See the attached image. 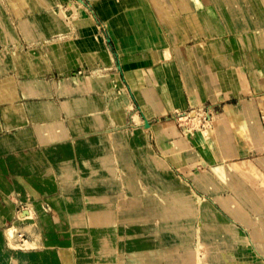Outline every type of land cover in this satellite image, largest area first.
<instances>
[{"label": "crops", "instance_id": "obj_1", "mask_svg": "<svg viewBox=\"0 0 264 264\" xmlns=\"http://www.w3.org/2000/svg\"><path fill=\"white\" fill-rule=\"evenodd\" d=\"M197 109L208 140L174 120ZM136 152L198 202L187 242L126 262L264 264V0H0V264H74L53 232L158 225L161 194L126 195ZM107 205L114 226L90 225ZM32 225L37 244L11 249Z\"/></svg>", "mask_w": 264, "mask_h": 264}, {"label": "rangeland", "instance_id": "obj_2", "mask_svg": "<svg viewBox=\"0 0 264 264\" xmlns=\"http://www.w3.org/2000/svg\"><path fill=\"white\" fill-rule=\"evenodd\" d=\"M78 1V0H77ZM80 6V5H79ZM84 7L87 6V4L83 5ZM88 10L89 7L87 8ZM88 14V13H87ZM100 25H102L104 28V30H106L105 26L100 22ZM193 111L190 113L189 111L187 113H184L182 115H186L189 114V117L191 118ZM198 114V112H197ZM189 117L186 120H181L179 122H176V124L178 125V127H182L184 129H187L188 131H197L198 128L201 127V125L204 127L202 129H205L206 131H208V129H211L212 124L214 122V120L212 119V122L209 124L210 126H206L204 124V122L202 121V118H198V120L196 121H190ZM167 120H171V118L167 119ZM166 121V120H164ZM202 121V122H201ZM134 124L129 123V125H127V129L128 130L126 132V135L130 136V138H132V142H133V137H135V139L138 141L140 140L141 136H140V132L138 134H131L132 131L134 129H132V127ZM145 127L148 128L149 125L145 124ZM145 134V132H142ZM152 139L150 138L148 135L146 137V143L145 146L149 147L152 146ZM132 146L135 145V143H131ZM133 151L132 155H134ZM136 154V160H134V164L131 165V169L132 171H126V177H130L134 180V177H136V182L138 183L137 185L141 186V188L143 189L142 191H135L136 193L133 192V194H130L128 191V188L126 187V195L127 196H134V195H138V194H142V193H149L151 194L149 191L145 192V182L148 181L149 174H152L151 172V168L149 167L150 165L147 164L145 165V163L142 161L143 158H147L145 157L144 154L143 157L141 156V154L139 153H135ZM150 168V169H149ZM167 173V172H164ZM167 174H171L170 172H168ZM146 175V176H145ZM153 176V175H152ZM147 177V178H146ZM146 178V179H145ZM119 184V183H118ZM143 184V186H142ZM120 185V184H119ZM148 184L147 187L148 188ZM183 187V186H182ZM185 188V187H183ZM134 191V189H133ZM29 203H31L32 201H38V200H43V199H28ZM52 201H57V203L61 202V199L59 198H55V199H51ZM15 201H17V199H15ZM45 200H43L44 202ZM46 204V202H44ZM43 203V205H45ZM19 204V203H18ZM63 206V205H62ZM24 207V208H29L27 205L25 204H19V208ZM46 208H49L48 206L45 205ZM104 207V208H103ZM101 209H99V216L96 217L97 215H94L93 217H89L88 216V220L90 225H96V222H100L103 225H105L106 227H108V225H113L115 224V220H114V213L110 214L111 216H109V218L105 216V211H111L113 212V207L112 205H107V206H103ZM110 209V210H108ZM46 212H48L49 214L52 212V209L50 208L49 210H47ZM65 213V212H64ZM95 213V212H94ZM66 215V213H65ZM104 215V216H103ZM108 215V214H107ZM67 218L70 220L69 215L67 214ZM87 221V217L85 216L84 213L79 214L78 216V229L80 227H82L83 225L86 224ZM108 221H112L113 224H110V222ZM109 223V224H104V223ZM148 225H155L153 223H146L143 225H138V224H134V225H130L126 231H123L121 227H119V233L114 234V233H100V234H93L91 236H89V242L88 244L84 243V244H80L79 239L81 241V238H85L86 237V231L84 230V228L82 230L79 229L78 231H66V236L68 238V240L71 242V245L69 246H65L64 248H66V252L64 254H61L59 252V250L57 249L58 245H55L54 243H57L60 239L57 237H47L45 238L47 245H49L52 250L54 251V256L55 257H60V256H66V255H70L72 246H73V255H74V264H130V262H134V260H128V262H126V257L128 259L131 258H135L136 251H147V250H154L160 247H170L172 248V246L166 245L165 243H167V239H169L168 235L165 234L164 237L160 239V237L158 236H153L152 234H148L147 231H150L149 229H151V231H153L152 228H150ZM42 229V227H40ZM149 228V229H147ZM188 228H190V225L188 226ZM187 227L180 226L178 229L174 230L172 233L176 236H179V234H182V237H178L180 239L181 242H187L189 239L188 237H192V235L194 234L195 231H192L191 228L188 229ZM185 232H189L190 235H183V233ZM74 233H76V235H74ZM100 237V238H99ZM19 238V237H18ZM77 238V239H76ZM21 239H26L25 237H22ZM84 242H86V239H84ZM105 243V244H104ZM104 244V246H103ZM127 244V245H126ZM45 246V245H44ZM179 246V245H178ZM177 245H175L174 247H178ZM48 247V246H47ZM58 247H63L62 245L58 246ZM104 248V250H103ZM57 250V252H56ZM59 252V253H58ZM99 253V254H98ZM72 255V254H71ZM51 257H53L51 255ZM83 258V259H82Z\"/></svg>", "mask_w": 264, "mask_h": 264}, {"label": "bare ground", "instance_id": "obj_3", "mask_svg": "<svg viewBox=\"0 0 264 264\" xmlns=\"http://www.w3.org/2000/svg\"><path fill=\"white\" fill-rule=\"evenodd\" d=\"M61 1H66V0H61ZM81 10V9H80ZM236 12V11H235ZM165 53V52H164ZM168 53V51H167ZM169 54H167L166 56H168ZM170 59V58H169ZM166 60V59H165ZM198 112V114H197ZM206 113L203 112L202 109H197L195 111H193L192 113V117H189V114L186 115H182L179 114L177 116H175L174 120L176 122H179L181 120H186L188 117L190 119V121H196L198 120V118H202V121L204 122L205 117H206ZM209 122L206 123L204 122V124L206 126H210L209 124L212 122V119L209 118ZM201 121V122H202ZM202 125L200 128H198L201 131V134L204 135V137L208 140V134L207 131ZM197 129V130H198ZM146 131V130H144ZM193 131V130H192ZM189 133V132H188ZM146 134V133H145ZM100 135V134H99ZM202 136V135H201ZM203 137V136H202ZM203 137V139H204ZM90 138V137H89ZM92 138V137H91ZM101 139V138H100ZM93 141V139H92ZM102 141V140H101ZM76 145V144H75ZM78 145V144H77ZM84 147V146H83ZM86 147V146H85ZM57 148V147H56ZM75 148V146H74ZM82 148V147H81ZM48 149V148H47ZM55 149V148H54ZM58 149V148H57ZM52 150V149H51ZM78 150V149H77ZM67 151V150H66ZM83 151V150H82ZM89 151V150H88ZM54 152H57L54 150ZM60 152V151H59ZM76 152V151H75ZM53 153V150H52ZM67 153V152H66ZM70 153V152H69ZM68 153V154H69ZM84 153V151H83ZM87 154V153H86ZM59 155V154H57ZM92 155V154H91ZM61 157V155H59ZM72 157V155H69L68 157ZM80 156V155H79ZM86 156V155H84ZM94 156V155H93ZM90 158L92 156H89ZM59 157H57L58 159ZM64 158V157H63ZM66 158V157H65ZM64 158V159H65ZM80 158V157H79ZM84 158V157H83ZM69 159V158H68ZM85 159V158H84ZM87 159V158H86ZM92 159V158H91ZM96 159V158H95ZM63 160V159H62ZM81 160V159H80ZM73 162V161H72ZM81 162V161H80ZM83 162V161H82ZM147 163L150 165L149 167L151 169H153V165L151 164V162L149 160H147ZM81 166V165H80ZM60 168V167H58ZM73 168V167H72ZM86 171V169H85ZM88 171V170H87ZM132 171V170H131ZM59 172V171H58ZM160 172V171H159ZM162 172V171H161ZM69 173V172H68ZM88 174H86L85 176H87ZM146 176V175H145ZM65 178V177H64ZM71 178V177H70ZM76 178V177H75ZM147 178V177H146ZM145 178V179H146ZM154 178H156V180H154V182L149 178L148 181L146 182L149 186L148 188H145V192L149 191L151 194L156 195L157 193L161 194V205H162V210L160 213V223L158 225H148L150 228L153 229V231H151V229H149L150 231H147L148 234H152L153 236H158L163 238L165 234H167L169 237V239L166 238L167 243H165L166 245L172 246L174 247L175 245H182L185 242H181L180 239L178 238L179 236L174 235L172 232L176 229H178L180 226L187 227L192 223L193 221V217L191 218L192 215H190V213L193 210H196V204L198 202V198L196 197V195L188 190H175L174 192H170L171 187H170V179L172 178L171 174H167V173H154ZM126 187L128 188V191L130 194L136 193L135 191H142L143 189L140 187V185L138 186L137 182H136V177H134V180L130 177H126ZM76 180V179H75ZM176 181V180H175ZM72 182V181H71ZM92 183V181H91ZM96 183V181L94 182ZM98 183V182H97ZM67 186V185H65ZM94 189V188H93ZM134 189V191H133ZM104 190V189H103ZM102 191V190H101ZM172 191V190H171ZM68 196V195H67ZM160 196V195H159ZM168 205L174 206V210L170 211V213H172L173 215L171 216V218H169V214L168 213ZM42 207V206H41ZM177 209V210H176ZM32 210V209H31ZM38 210V209H37ZM30 211V210H28ZM80 212V211H79ZM34 213V212H33ZM35 214V213H34ZM33 215V214H32ZM29 216V215H28ZM22 217V216H21ZM23 218V217H22ZM20 218V219H22ZM40 218V217H38ZM42 218V217H41ZM48 218V217H47ZM19 219V218H18ZM14 222V221H13ZM28 224V223H27ZM18 225V224H17ZM92 225V224H91ZM24 233L28 238H33L35 241V244H29V243H23V245H21L18 241V237H20V234ZM42 233V232H41ZM66 232L64 231H58V232H53L50 233L49 235H47L46 237H57L60 240L57 243H60V245H62L63 247H67L69 245H71L70 241L68 240L67 236H66ZM183 235H190L189 232H185L183 233ZM166 236V235H165ZM167 237V236H166ZM6 240H8V244L9 247L11 249L14 250H18V249H30L32 247H34L38 240H39V236L37 235V232L34 228V226H30L28 227L26 230L20 231L18 230L16 227H11L7 233H6ZM100 238V237H99ZM5 239V238H4ZM48 239V238H47ZM77 239V238H76ZM46 240V239H45ZM49 241V240H48ZM47 241V242H48ZM46 242V243H47ZM45 243V244H46ZM50 243V241H49ZM51 244V243H50ZM105 244V243H104ZM103 244V246H104ZM6 245V244H5ZM59 245V246H60ZM85 245V244H84ZM8 246V245H7ZM45 246H48L47 244ZM43 248V247H42ZM46 248V247H45ZM170 248V247H169ZM9 249V248H8ZM44 249V248H43ZM104 250V248H103ZM99 254V253H98ZM52 255V254H51ZM200 256V255H199ZM4 258V257H3ZM11 260V259H10ZM10 262V261H9ZM15 262V260H14ZM108 264V263H107Z\"/></svg>", "mask_w": 264, "mask_h": 264}, {"label": "built area", "instance_id": "obj_4", "mask_svg": "<svg viewBox=\"0 0 264 264\" xmlns=\"http://www.w3.org/2000/svg\"><path fill=\"white\" fill-rule=\"evenodd\" d=\"M203 112L208 114L206 115L204 122L208 123L210 121L209 118L213 119V112H210L209 110H203Z\"/></svg>", "mask_w": 264, "mask_h": 264}, {"label": "water", "instance_id": "obj_5", "mask_svg": "<svg viewBox=\"0 0 264 264\" xmlns=\"http://www.w3.org/2000/svg\"><path fill=\"white\" fill-rule=\"evenodd\" d=\"M191 116V115H190Z\"/></svg>", "mask_w": 264, "mask_h": 264}]
</instances>
